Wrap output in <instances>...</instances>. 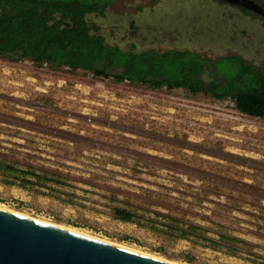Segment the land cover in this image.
I'll return each instance as SVG.
<instances>
[{
  "label": "rangeland",
  "instance_id": "1",
  "mask_svg": "<svg viewBox=\"0 0 264 264\" xmlns=\"http://www.w3.org/2000/svg\"><path fill=\"white\" fill-rule=\"evenodd\" d=\"M88 18L124 49L264 65V17L231 3L116 0ZM2 203L186 264H264V117L181 87L0 57Z\"/></svg>",
  "mask_w": 264,
  "mask_h": 264
},
{
  "label": "trees",
  "instance_id": "2",
  "mask_svg": "<svg viewBox=\"0 0 264 264\" xmlns=\"http://www.w3.org/2000/svg\"><path fill=\"white\" fill-rule=\"evenodd\" d=\"M114 1L0 0V57H28L38 65L86 69L151 88L181 87L231 99L239 111L264 117V65L239 53L212 57L189 48L138 50L109 43L92 32L88 16L103 15ZM114 211L124 221L136 215L122 207Z\"/></svg>",
  "mask_w": 264,
  "mask_h": 264
},
{
  "label": "water",
  "instance_id": "3",
  "mask_svg": "<svg viewBox=\"0 0 264 264\" xmlns=\"http://www.w3.org/2000/svg\"><path fill=\"white\" fill-rule=\"evenodd\" d=\"M264 16L256 0H224ZM0 264H178L0 207Z\"/></svg>",
  "mask_w": 264,
  "mask_h": 264
},
{
  "label": "bare ground",
  "instance_id": "4",
  "mask_svg": "<svg viewBox=\"0 0 264 264\" xmlns=\"http://www.w3.org/2000/svg\"><path fill=\"white\" fill-rule=\"evenodd\" d=\"M0 207L5 208V209H9V210H12V211H15V212L20 213V214H22V215H26V216L34 217V216H31L30 214H27V213H24V212H20V211H18V210H15V209H12V208H10V207H7V205L4 206L3 203L0 204ZM35 218H37V217H35ZM37 219L42 220V221H45V222L55 223V222H52V221H49V220H45V219H40V218H37ZM56 224H57V225H60V226H63V227H66V228H69V229H72V230H75V231H78V232H81V233H84V234H86V235H91V236L96 237V238H100V239H103V240H106V241H111V242L117 243V244H119V245H122V246H125V247H129V248H131V249H135V250L143 251L144 253H147V254H150V255H155V256L161 257V258H163V259H165V260L173 261V262L178 263V264H186V263H182V262H179V261H176V260H172V259L166 258V257H164V256H161V255H158V254H155V253H152V252L145 251V250H143V249H141V248H138V247L130 246V245H127V244H124V243L118 242V241H113V240H110V239H108V238H105V237L99 236V235L94 234V233L92 234V233H90V232H88V231L83 230L82 228H79V227H74V226L64 225V224H60V223H56Z\"/></svg>",
  "mask_w": 264,
  "mask_h": 264
},
{
  "label": "flooded vegetation",
  "instance_id": "5",
  "mask_svg": "<svg viewBox=\"0 0 264 264\" xmlns=\"http://www.w3.org/2000/svg\"><path fill=\"white\" fill-rule=\"evenodd\" d=\"M256 1H258L259 3H261L263 6H264V1H262V0H256ZM227 2V1H226ZM228 3V2H227ZM236 7H238V8H242V7H239V6H237V5H235ZM248 13V12H247ZM249 13H251V14H253L254 16H257L258 14H256V13H254V12H249ZM261 16V15H260ZM262 17H264V16H262Z\"/></svg>",
  "mask_w": 264,
  "mask_h": 264
}]
</instances>
